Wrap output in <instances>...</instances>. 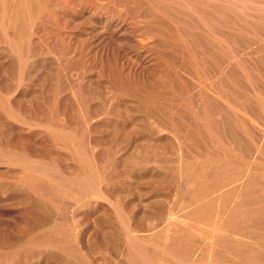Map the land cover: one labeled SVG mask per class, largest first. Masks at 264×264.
I'll list each match as a JSON object with an SVG mask.
<instances>
[{
  "label": "rangeland",
  "instance_id": "obj_1",
  "mask_svg": "<svg viewBox=\"0 0 264 264\" xmlns=\"http://www.w3.org/2000/svg\"><path fill=\"white\" fill-rule=\"evenodd\" d=\"M0 264H264V0H0Z\"/></svg>",
  "mask_w": 264,
  "mask_h": 264
}]
</instances>
